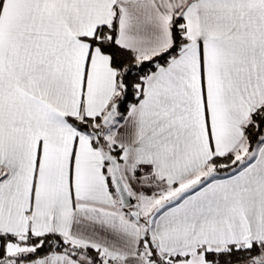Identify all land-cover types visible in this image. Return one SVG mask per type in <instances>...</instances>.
Returning a JSON list of instances; mask_svg holds the SVG:
<instances>
[{"label": "snow or ice", "instance_id": "snow-or-ice-1", "mask_svg": "<svg viewBox=\"0 0 264 264\" xmlns=\"http://www.w3.org/2000/svg\"><path fill=\"white\" fill-rule=\"evenodd\" d=\"M0 264H264V0H0Z\"/></svg>", "mask_w": 264, "mask_h": 264}]
</instances>
